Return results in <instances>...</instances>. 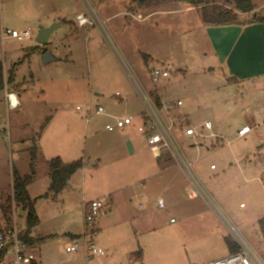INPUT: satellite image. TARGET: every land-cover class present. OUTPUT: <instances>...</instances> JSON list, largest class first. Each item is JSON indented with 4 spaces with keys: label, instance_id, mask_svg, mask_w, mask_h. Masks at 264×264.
<instances>
[{
    "label": "rangeland",
    "instance_id": "374dc122",
    "mask_svg": "<svg viewBox=\"0 0 264 264\" xmlns=\"http://www.w3.org/2000/svg\"><path fill=\"white\" fill-rule=\"evenodd\" d=\"M96 2L103 20L121 12L106 23L108 32L77 26V13ZM210 2L235 9L229 0ZM253 3L256 13L237 24L213 26L203 22L201 6L185 1L141 6L138 0H0V61L5 78L14 74L16 84L7 88L18 89L23 103L8 110L5 91L0 94V218L2 206L14 201L15 180L33 175L29 184L41 220L40 233L33 232V251L41 264H188L189 259L207 264L228 253L225 237L233 238L232 229L264 258L259 224L264 218V23L250 22L255 15L264 17V0ZM56 24L48 43L39 44L40 25ZM2 28H31L33 37L3 42ZM47 52L54 61L44 63ZM156 66L170 76L154 85L150 69ZM134 80L157 92L174 112H184L190 125L198 128L208 120L223 135L224 141L210 149L205 145L218 139H204L198 153L191 138L175 131L179 150L193 164L208 198L189 199L188 174L177 164L165 170L163 156L151 153L137 127L144 103ZM89 93L92 113L102 105L118 117L131 115L134 125L108 131L110 118L97 115L86 126L77 107L85 109ZM246 124L252 132L239 136ZM122 131L144 141L138 157L121 154L127 146L118 136ZM82 145L88 161L84 173L77 172L60 193L51 192L49 158ZM93 162L100 166L89 167ZM149 163L155 173L145 180L142 173L127 171ZM177 170L178 198L173 200L164 189ZM141 191L152 197L142 207L134 199ZM107 193L113 203L109 200L107 214L96 218L100 229L93 236L107 254L86 260L84 251L67 253L65 244L73 239L69 232L82 233L85 227L83 201ZM15 208L20 231H27V210Z\"/></svg>",
    "mask_w": 264,
    "mask_h": 264
},
{
    "label": "built area",
    "instance_id": "2783aa9c",
    "mask_svg": "<svg viewBox=\"0 0 264 264\" xmlns=\"http://www.w3.org/2000/svg\"><path fill=\"white\" fill-rule=\"evenodd\" d=\"M92 14L86 12L77 15L76 20L79 27L90 26L97 24V17L93 11ZM32 29L15 30L10 28H2L1 39L3 42L9 39L25 41L32 39ZM151 80L154 85H157L162 79L168 78L170 72L163 67L156 66L150 69ZM140 91L144 102V110L141 114L142 123L137 125L138 131L145 137V141L150 148L154 157H162L166 151H170L176 157V164L182 168L189 177L190 184L187 185L186 191L189 199H197L199 197L208 198L209 194L203 188L200 181L194 175L192 163L187 161L185 156L179 150L175 139V131L180 129L184 135L191 138L193 146L199 148L204 139H219L222 138L219 133L214 132L213 123L204 121L200 127H195L189 124L186 115H176L173 109L164 102L161 96L144 90L140 84L135 83ZM6 85L5 98L8 110H16L20 107V101L14 91H10ZM155 91H158L157 89ZM116 96H121L119 92ZM16 106L13 107V103ZM178 106L183 105L182 101L177 102ZM80 109V107H78ZM91 111L90 107L86 109L87 114ZM107 112L103 106H98L94 115H106ZM114 123L106 125L108 131H114L117 128H123L129 125H134V119L130 116L118 117L113 116ZM249 125L243 126L238 134L245 136L251 131ZM208 131V132H205ZM212 169L215 165H212ZM139 206H143V202L137 200ZM108 198L95 199L87 202L84 207L85 223L90 228H94L96 218L104 212ZM12 214L7 217L2 214L0 218V264H41L40 259L34 253V243L24 239L26 231L21 232L18 226L16 217L15 203L13 204ZM158 207L163 208L164 202L160 199ZM232 242L235 244L236 250L225 257L218 258L208 264H264V258L260 256L249 244L246 238L237 230L232 229ZM94 232H88L84 236L71 239L65 244V250L69 254H78L85 252L87 258L102 257L107 254L106 249L96 244L93 240Z\"/></svg>",
    "mask_w": 264,
    "mask_h": 264
},
{
    "label": "crops",
    "instance_id": "0c3cea01",
    "mask_svg": "<svg viewBox=\"0 0 264 264\" xmlns=\"http://www.w3.org/2000/svg\"><path fill=\"white\" fill-rule=\"evenodd\" d=\"M149 2H147V3H145V4H140L141 6H145V5H147ZM96 4V6L95 5H93V6H89L88 7V9L86 10V11H80V12H78L77 13V15L78 14H80V13H84V12H86L87 14H92L91 13V11H93L94 12V14L96 15V17H97V19H98V21H97V24L95 25V26H93V27H89L88 28V31L90 30V28H96V27H99V28H101L102 30H104V31H106L105 29H106V23H108L109 22V20H111V18H113V17H115V16H117V15H121V12L120 11H116V12H113V13H109L108 14V17H105L104 18V20L101 18V16L99 15V13H98V11H97V7H98V5H100L99 3H95ZM255 5V4H254ZM258 10V8H257V6L255 5V10L253 11V12H251V13H247V14H252V13H256V11ZM247 14H242V13H240V17H246L247 16ZM256 16V15H255ZM77 17V16H76ZM138 17L139 18H142L143 17V14L141 13V12H139L138 13ZM250 22H252V21H250ZM254 23V22H253ZM237 24V23H236ZM78 26V25H77ZM213 26H215V25H213ZM45 27H49V26H45ZM79 27V26H78ZM80 28V27H79ZM221 31V30H220ZM219 31V32H220ZM106 32H108V31H106ZM51 37V36H50ZM50 40V39H49ZM52 61H54V60H52ZM51 62V61H50ZM135 83H138V84H140L137 80H134V84ZM13 84H16V82H14ZM141 85V84H140ZM89 87V90H90V88H91V86L89 85L88 86ZM141 87H142V85H141ZM135 88H136V91H137V93L140 95V97H141V94L139 93L140 91H139V89L137 88V86H136V84H135ZM143 88V87H142ZM144 89V88H143ZM15 92H16V94H17V96H18V98H19V101H20V104H21V106L23 105V103H22V94L19 92V90L18 89H13ZM145 90V89H144ZM149 91V90H148ZM97 94V96H99L100 95V93H96ZM89 98H88V103L85 105L86 107H85V109L83 110V107L82 106H78V107H80V109H78V107H77V110L78 111H83L84 112V121H85V125L87 126V125H89V123H90V121L96 116V115H94V113L95 112H93L92 113V106H91V100H92V94L91 93H89ZM120 97V96H119ZM142 98V97H141ZM162 98V97H161ZM143 100V99H142ZM178 101H180V100H178ZM126 102V101H125ZM144 103V102H143ZM100 106H102V105H100ZM167 106H168V104H167ZM88 107H90V109H91V111L89 112V114H87L88 112H86V109L88 108ZM172 108V107H171ZM142 112L143 111H141V112H139V116L141 117V114H142ZM174 112V111H173ZM174 113H176V112H174ZM176 114H178V115H185V113L184 112H181V113H176ZM126 116H130V117H132L131 115H128V114H125ZM106 116L108 117V118H110V120H111V122L109 121L107 124H110V123H114V121H115V119H114V117L113 116H117V115H114L112 112L111 113H107L106 114ZM134 119V118H133ZM106 124V125H107ZM246 125H248V124H246ZM245 125V126H246ZM250 126V125H249ZM251 127V126H250ZM105 128H106V126H105ZM252 128V127H251ZM252 132V130L249 132V133H251ZM123 133H125V132H123L122 131V133H120V135H118L119 137H121L122 138V141L124 142V144H125V142L127 143L128 141L131 143V146H132V149H133V153H130L129 152V149H127L128 147L126 146V145H124V147H122L121 148V154H123V156L125 157V156H131V155H136L137 157H138V155H139V153H140V150H141V148L143 147V144H144V141H142V140H140L139 138H140V136L139 135H135V136H133V139H131L130 137H127V136H125V135H123ZM248 133V134H249ZM247 135V134H246ZM222 136V138H220V139H218V140H214V139H212V140H214V141H211V143L209 144V145H205V146H207L208 147V149H210V148H213V147H215V146H217L219 143H220V140H222V141H224V137H223V135H221ZM211 139V138H210ZM84 144V143H83ZM113 145V144H112ZM203 146H204V144H203ZM77 148V147H76ZM73 150H75V151H73ZM198 151V153H199V151H200V148H198L197 149ZM93 151V150H92ZM86 155H87V151L84 149V145H82L81 146V148H77V149H75L74 147L73 148H71V149H69V150H67L65 153H57L56 154V156H52V157H50L49 159H54V158H57V157H59L61 160H62V162L64 163V164H69V163H72V162H74V161H76V160H79V159H82L83 161H84V166H83V168L82 169H80L79 171H77V172H82V174L84 173V169H85V167L87 166V163H88V161L87 160H85V158H86ZM198 157H199V154H198ZM126 158V157H125ZM163 159L161 160V161H163V163H162V165L163 166H165V170H170V169H172L173 168V166H175L176 165V162H172L171 161V158H170V156L168 155V154H166L165 153V155H163V157H162ZM248 158V157H247ZM50 160V161H51ZM248 160V163L249 164H252L253 163V160H251L250 158H248V159H246V161ZM194 162H196V159H194L193 160ZM245 161V162H246ZM139 162V161H138ZM138 164H141V163H138ZM175 164V165H174ZM239 164H242L240 161H239ZM212 165H215V164H211L210 165V168L212 167ZM232 165V164H231ZM243 165V164H242ZM100 166V164H96L95 162H93V163H91L90 165H89V167H99ZM139 167H141V169H138V168H136V167H134L133 169H131V168H129V169H127V171H129V172H134V173H137V174H139V173H142L141 175H145V176H143L142 178H141V180H145L147 177H148V175L150 176V175H153L155 172H152V173H150V171H151V169H154L155 168V166L152 164V163H149L146 167L145 166H139ZM216 168V167H215ZM248 170H250V166L248 165L247 167H246ZM182 171H184L182 168H180ZM212 169V168H211ZM76 172V173H77ZM150 173V174H144V173ZM185 172V171H184ZM75 173V174H76ZM178 173H179V171L177 170L173 175H172V177H171V179H170V181H169V183L165 186V189L164 190H166L167 192H169V195H170V197L173 199V200H175V199H177L178 198V196H177V194H178V190H176V189H178V187L177 186H174L173 187V181H175L176 180V177L178 176ZM75 174L72 176V177H74L75 176ZM49 175H50V172H49ZM72 177L70 178V180L68 181V184H70V182H71V180H72ZM171 183H172V185H171ZM144 186L146 185V183H145V181H144V184H143ZM31 186H32V183L31 184H29L28 186H27V190H28V192H29V195H30V198L33 200V198H34V196L32 195V193H31ZM67 187V186H66ZM125 188V187H124ZM121 190H123V187H122V189ZM141 193L142 194H135V200L137 201V200H140L141 202H145V203H147L148 204V202H149V200L152 198L150 195H146L145 194V192H143V191H141ZM103 198H108V202H109V200L112 202V198H111V194H109V193H107V194H100L99 196H97V197H95V198H93L92 200H95V199H103ZM150 198V199H149ZM160 199H162V198H159V200ZM91 200V201H92ZM158 200V201H159ZM35 201V200H34ZM87 202H90V201H88V200H84L83 201V204H82V206H83V210H84V207H85V204L87 203ZM113 203V202H112ZM107 205V204H106ZM242 206V205H241ZM221 214H222V212L220 211V210H218ZM36 213H37V211H36ZM107 214V212L105 211V209H104V212H103V214L101 215V217H103V216H105ZM37 216H38V219H39V223H38V225L36 226V228L35 229H32V231H31V234H30V238H32L33 240L35 239V236L33 235V232H34V230H36L37 231V233H36V235L38 234V233H40V231H41V227H39L40 226V224H41V220H40V218H39V215L37 214ZM148 215H144L143 217H144V219H145V223H147L148 222V217H147ZM100 217V216H99ZM142 219V218H141ZM140 219V220H141ZM173 220V219H172ZM171 220V221H172ZM85 223V222H84ZM173 223V222H172ZM98 221L95 223V226H94V228H90L89 226H87V224L85 223V227H84V229H83V232L81 233V232H77V230H75L74 229V231H70L69 233H70V235H72L71 237H73V238H76V237H80V236H84V235H86L88 232H94L95 234L97 233V230H99L100 228H99V226H98ZM144 234H149L148 232H145L144 231V233H143V235ZM94 236V235H93ZM227 237H225V240H226V246H227V248H228V253L226 254V255H224V256H221V257H225V256H227V255H229L231 252H233V250H232V248H231V246H229L228 244H227ZM230 240H232V239H230ZM86 257V256H85ZM221 257H219V258H221ZM86 260H91V258H85ZM218 259V258H217ZM214 260H216V259H214ZM211 261H209V262H207V264L208 263H210ZM188 264H199L198 262H196V260L194 259V260H191V259H189V263Z\"/></svg>",
    "mask_w": 264,
    "mask_h": 264
},
{
    "label": "trees",
    "instance_id": "16d2710c",
    "mask_svg": "<svg viewBox=\"0 0 264 264\" xmlns=\"http://www.w3.org/2000/svg\"><path fill=\"white\" fill-rule=\"evenodd\" d=\"M157 0H138L140 4H145L147 2H152ZM172 1V0H165ZM173 1H185L189 4L195 6H201L202 20L205 24L211 25H228L236 24L239 22L240 13L247 14L255 10V5L253 0H229L235 5V9L224 10L217 4H211L210 0H173ZM252 22L264 23V17L254 16L251 20ZM14 82V74L12 73L10 77L5 78L4 65L0 61V94L5 91L6 85L12 84ZM84 166V161L82 159L76 160L69 164H64L62 160L57 157L49 162L50 168V191L58 194L63 191L70 178ZM34 171V170H33ZM34 174V173H33ZM33 175H28L24 178H18L14 182V197L13 200H9L6 206H2V214L9 217L12 214L13 203L19 204L24 209L27 210V231L24 235V239L33 243V239L30 238L31 231L39 223V219L35 209V201L30 198L27 186L32 181ZM260 228L264 235V218L259 221ZM227 244L231 246L232 250L235 251V244L227 239Z\"/></svg>",
    "mask_w": 264,
    "mask_h": 264
},
{
    "label": "water",
    "instance_id": "95a60500",
    "mask_svg": "<svg viewBox=\"0 0 264 264\" xmlns=\"http://www.w3.org/2000/svg\"><path fill=\"white\" fill-rule=\"evenodd\" d=\"M56 27H57V24L49 26V27H44V26L40 25L36 41L39 44L48 43L50 36H51L52 32L56 29ZM52 60H55V58L51 55L50 52H47L45 57H44V63H48ZM127 147L129 149V152L133 153V149H132L131 143L129 141L127 142ZM137 264H143V263L141 261H139Z\"/></svg>",
    "mask_w": 264,
    "mask_h": 264
},
{
    "label": "clouds",
    "instance_id": "9594fccd",
    "mask_svg": "<svg viewBox=\"0 0 264 264\" xmlns=\"http://www.w3.org/2000/svg\"><path fill=\"white\" fill-rule=\"evenodd\" d=\"M15 106H16V103L14 102V103H13V107H15Z\"/></svg>",
    "mask_w": 264,
    "mask_h": 264
}]
</instances>
